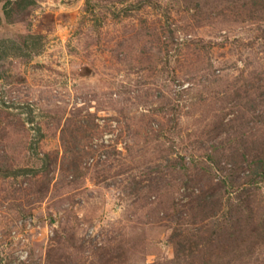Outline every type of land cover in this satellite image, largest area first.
<instances>
[{
  "label": "rangeland",
  "instance_id": "374dc122",
  "mask_svg": "<svg viewBox=\"0 0 264 264\" xmlns=\"http://www.w3.org/2000/svg\"><path fill=\"white\" fill-rule=\"evenodd\" d=\"M258 159L264 0H0V264H264Z\"/></svg>",
  "mask_w": 264,
  "mask_h": 264
},
{
  "label": "trees",
  "instance_id": "16d2710c",
  "mask_svg": "<svg viewBox=\"0 0 264 264\" xmlns=\"http://www.w3.org/2000/svg\"><path fill=\"white\" fill-rule=\"evenodd\" d=\"M255 162V166L254 168L252 169V174L249 175V179L250 181L252 180V178L254 176H258L260 175V178L261 179H264V161H261L260 159H258L257 161H253Z\"/></svg>",
  "mask_w": 264,
  "mask_h": 264
}]
</instances>
